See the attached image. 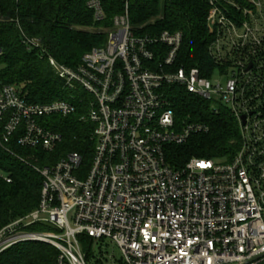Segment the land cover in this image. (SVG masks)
I'll return each mask as SVG.
<instances>
[{"label": "built area", "instance_id": "2783aa9c", "mask_svg": "<svg viewBox=\"0 0 264 264\" xmlns=\"http://www.w3.org/2000/svg\"><path fill=\"white\" fill-rule=\"evenodd\" d=\"M246 1L249 7L209 1L208 53L218 66L211 79L178 65L181 33L135 31L128 0L106 44L84 54L78 67L49 58L65 88L88 97L81 120L93 126L92 159L86 166L71 152L36 169L43 178L39 205L0 230V253L36 242L58 251L54 264H88L84 237L120 250L119 260L102 256L94 264H264V0ZM87 7L103 20L102 0ZM27 44L40 48L36 40ZM173 89L236 119L240 146L231 162L191 159L179 170L168 164L167 146L209 130L175 118ZM72 101L30 103L15 86L0 87V139L54 152L62 138L47 121L74 114ZM35 225L53 231H25Z\"/></svg>", "mask_w": 264, "mask_h": 264}, {"label": "trees", "instance_id": "16d2710c", "mask_svg": "<svg viewBox=\"0 0 264 264\" xmlns=\"http://www.w3.org/2000/svg\"><path fill=\"white\" fill-rule=\"evenodd\" d=\"M89 1L0 0V87L15 86L21 98L30 103L76 100L74 114L47 121L62 138L54 152L20 147L16 138L8 143L0 139V230L37 209L43 178L33 167L53 166L71 152L82 155L86 166L92 159L93 126L80 120L87 97L80 90L65 88L49 64L51 58L74 69L84 54L106 44L112 20L123 13L126 0H102L104 18L100 22L87 7ZM209 1L128 0L130 22L139 34L181 33L178 65L197 68L211 79L218 66L208 53L212 40L206 27ZM232 1L249 7L246 0ZM29 40L38 41L40 48L28 46ZM170 99L178 121L202 123L209 130L192 135L182 146H167L168 164L179 170L191 159L231 162L240 146V134L227 109L221 107L213 113L208 103L177 89ZM35 226L34 230L50 229ZM80 241L86 250L90 241L84 237ZM57 256L58 251L47 244L26 242L2 252L0 264H54Z\"/></svg>", "mask_w": 264, "mask_h": 264}, {"label": "rangeland", "instance_id": "374dc122", "mask_svg": "<svg viewBox=\"0 0 264 264\" xmlns=\"http://www.w3.org/2000/svg\"><path fill=\"white\" fill-rule=\"evenodd\" d=\"M87 99H88V97H87ZM80 120H81V118H80ZM214 162L215 163H219L218 160H215ZM33 169L35 170V169H38V168L33 167ZM72 216H73V213L71 212L69 214V216H68V219H69V222H70L71 226H72ZM34 227H36V226H34ZM25 231H27L29 233H50L51 231H53V229L50 228V229H47V230H34L32 227H29ZM19 244H22V243H19ZM13 246H15V245H13ZM86 247H87V250H88L87 253L90 254V256L88 258V264H94L96 259H99L102 256H105L106 259L108 258V256H112L116 260H119L121 258L120 250L118 249V247L115 244H113L112 242H110V240H107V239L102 240V241H93L91 243L88 242Z\"/></svg>", "mask_w": 264, "mask_h": 264}, {"label": "water", "instance_id": "95a60500", "mask_svg": "<svg viewBox=\"0 0 264 264\" xmlns=\"http://www.w3.org/2000/svg\"><path fill=\"white\" fill-rule=\"evenodd\" d=\"M244 120V118H242V121Z\"/></svg>", "mask_w": 264, "mask_h": 264}]
</instances>
